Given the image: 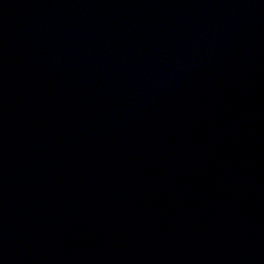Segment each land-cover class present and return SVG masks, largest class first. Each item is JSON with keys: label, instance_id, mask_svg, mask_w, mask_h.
Here are the masks:
<instances>
[{"label": "water", "instance_id": "water-1", "mask_svg": "<svg viewBox=\"0 0 264 264\" xmlns=\"http://www.w3.org/2000/svg\"><path fill=\"white\" fill-rule=\"evenodd\" d=\"M0 264H264V0H0Z\"/></svg>", "mask_w": 264, "mask_h": 264}]
</instances>
